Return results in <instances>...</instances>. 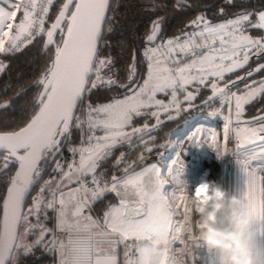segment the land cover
Returning a JSON list of instances; mask_svg holds the SVG:
<instances>
[{
	"label": "snow or ice",
	"instance_id": "obj_1",
	"mask_svg": "<svg viewBox=\"0 0 264 264\" xmlns=\"http://www.w3.org/2000/svg\"><path fill=\"white\" fill-rule=\"evenodd\" d=\"M176 2L178 7H183L185 0ZM233 2L226 0L229 4ZM57 4L59 9L55 19L46 27L51 10ZM109 6V0H0V54L21 51L37 37L45 36L43 52L52 53L49 63L35 81L39 94L33 102L34 114L11 129H0V181L7 182L6 196L0 203L3 216L0 264H11L13 253L33 236L36 239L27 244L29 249L44 244L45 247L51 246L52 250L67 249L72 264H100L101 257L105 256V243L115 241L118 245L117 236L127 239L131 227L147 219L150 205L145 204L148 193L146 177L154 175L160 182L153 196L163 199L173 216L185 207L183 197L176 194L181 192L185 181V162L181 157L189 149L203 148L205 143L221 157L228 151L229 144L236 143V163L243 177V187H237L236 193L250 214L251 230H258L259 238L264 240V186L260 189L259 201L256 193L257 171L264 172V115L244 122L243 127L239 123L244 106L257 95L264 94V81L246 84L243 94H239L237 87V81L264 71V65L248 71L245 76H238L236 80L225 79L226 73L248 64L253 53L264 55V36L246 35L251 29L264 30V10H242L220 24H213L201 15L186 26L192 31L182 29L180 36L161 40L159 44L156 41L160 39L164 18L154 19L144 37L147 78H141L143 83L137 82L134 52L127 82L120 83L119 77L112 78L114 61L111 56L101 58L102 50L108 47L105 29L112 30L107 16ZM158 9L159 5L152 0L151 10ZM220 14H224L223 8ZM21 15L22 19L16 23ZM4 67L0 64V71ZM194 83L204 87L211 84L212 95L203 104L212 107V101L219 99L220 107L207 116L194 112L185 122L184 130L177 135L175 145L166 149L171 155L161 153L158 161L145 163L132 176L126 171L124 177H113L106 182L110 183L106 189L108 192L119 195L121 186H131L135 192L122 199L118 206H111L102 220L86 216L84 219L88 223H82L79 219L89 206L87 194L92 192L95 200L105 191L99 188L101 181L96 175L95 162L89 164L82 158L79 165L70 163L65 171V165L57 161L54 171L58 178L45 181L40 191L31 196L41 177V164L58 154L73 128L82 130L87 124L88 131L105 133L97 139V144L114 145L129 136L150 131L147 127L125 131L142 110L157 109L152 113L158 121L153 128L159 126L161 112L180 110L177 93H184L186 86ZM113 87L124 91L123 98H113L112 102L95 107L89 104L86 113L81 111V115H77L86 94ZM233 87H237L236 92L232 91ZM199 91L197 87L196 93ZM158 93L170 94L172 99L164 104L156 99ZM195 98L192 92H187L184 97L189 102ZM10 106V103L0 104V109ZM225 107L229 109V115L223 133L218 136L216 131L205 126L204 121L220 119ZM184 111H193L191 104ZM233 118L238 122L235 126ZM138 138L143 139L142 136ZM185 144L188 145L186 149ZM250 145L258 146L259 152ZM72 151L75 153L76 149ZM146 151L151 153L153 149L146 148ZM140 158L143 159V155ZM254 160L262 162L259 169L253 167ZM181 164L184 166L178 167ZM50 213L55 214L56 219L52 228L48 227ZM58 233L65 239H61ZM107 259L115 264L111 255Z\"/></svg>",
	"mask_w": 264,
	"mask_h": 264
},
{
	"label": "trees",
	"instance_id": "obj_2",
	"mask_svg": "<svg viewBox=\"0 0 264 264\" xmlns=\"http://www.w3.org/2000/svg\"><path fill=\"white\" fill-rule=\"evenodd\" d=\"M176 0H155L159 5V9L155 12L151 10L152 0H109V9L107 11L108 22L112 28L111 32L105 29V40L108 42V47L104 48L101 53V58L111 56L114 63L111 66V72L114 74L113 79L119 77V82L123 83L128 74L127 66L132 63V53L135 52L137 58V68L139 80L142 78V73L145 69L144 49L146 47L143 39L147 33V25L149 19L153 17H163L162 32L160 39L166 40L169 38L181 35V30L186 29L190 21L195 20L198 16L204 15L213 24L226 22L234 13L242 10H264V0H234L233 3H226V0H185L184 9L174 10L173 2ZM57 4L50 13V19L57 11ZM224 9V14H220V9ZM46 24V26H47ZM186 30H192L187 28ZM250 35L257 36L262 32L258 29H251L248 32ZM42 37H37L36 40L26 47H22L21 51L15 53L0 54V64L4 65V69L0 71V104H9L10 107L0 109V129H11L21 121H27L33 114V102L38 94L39 89L35 85V81L40 77L41 72L48 64L51 52H41ZM107 72V69L105 70ZM264 72L260 71L254 77H258ZM107 78V77H106ZM252 78V77H251ZM95 79V77H93ZM208 90L200 89L194 101L203 99ZM122 93L119 87L112 89H96L91 94H86L83 102L79 105L77 115H81V111L86 112L87 105L104 104L118 97ZM216 103V102H215ZM212 108V107H211ZM210 107H199L190 112H183L180 116L174 119H166L165 114L159 121V126L153 128L152 119L149 118L146 122L150 127V131L145 133L142 143L137 136H130L127 140H120L113 145V148L101 155L97 160V173L100 181L103 184L119 175L121 170L129 164H133L138 160H145L154 154L161 147L163 140L170 130L176 128L180 121L193 112L205 114ZM214 108V107H213ZM264 113V94H260L254 101L244 106V111L241 116L250 117ZM144 116H140V121ZM158 122L155 124L157 125ZM88 128L84 129L73 128L70 137L64 141L63 146L58 151L53 162L49 165L44 164V169L41 172L39 181L32 189L31 196H35L45 181L53 178V169L51 168L56 161H64L70 157H74L75 149L81 140L87 137ZM139 134V133H137ZM136 134V135H137ZM140 137V136H139ZM146 148H152L153 151L148 153ZM143 155V159L140 157ZM119 161V163H117ZM42 165V164H41ZM47 170H45V166ZM12 171V170H11ZM100 173V174H99ZM112 175V176H111ZM109 178V179H108ZM6 180L0 181V203L3 191L6 185ZM29 197V202L31 201ZM93 200V199H92ZM91 200V201H92ZM115 202V196L112 192L104 191L100 194L99 199L89 202V211L97 218L102 217L106 207ZM48 227L52 228L56 224L55 214L50 213ZM35 236L30 237L27 243L19 247L11 258V264H59L61 253L59 249L52 250L51 246L45 247L44 244L29 249L28 243L34 242ZM51 239V237H49Z\"/></svg>",
	"mask_w": 264,
	"mask_h": 264
},
{
	"label": "built area",
	"instance_id": "obj_3",
	"mask_svg": "<svg viewBox=\"0 0 264 264\" xmlns=\"http://www.w3.org/2000/svg\"><path fill=\"white\" fill-rule=\"evenodd\" d=\"M20 19H22V15L19 16L16 23H19ZM220 107V103L217 108ZM216 108V109H217ZM223 115H221L220 119H208L204 121V124L206 127H210L213 131H216L218 136L223 133V127L225 123L226 117L229 115V109L225 107L223 109ZM233 117L235 116V113H232ZM206 116V115H205ZM183 120L178 128H176L175 131L170 133L167 138H165L162 142L161 147L152 155H154V160L149 162H155L158 161L161 156L156 155L158 151H162L163 153H166V155H171L172 153L170 151L166 152V149H170L172 146L175 145L176 137L177 135L184 130L186 127V121ZM253 120V119H252ZM251 121L248 119H243L241 117V120L239 121L241 127L244 126V122ZM233 125L235 126L238 122L233 118L232 121ZM253 127H258V125L253 124ZM230 144L227 146L229 148ZM185 149L188 147L187 144L183 146ZM250 147V146H249ZM252 147V146H251ZM209 148L214 152L215 150L208 147V144L205 143L203 145V148H192L189 149L186 153V155L181 157V160H184L185 162V174L184 179L185 181L181 185V192H177V197L182 196L183 200L185 201V207H181L179 212L172 216L171 220V227H170V234L168 238V250L163 258L162 264H219V256L218 251L208 248L199 238H198V230H197V224L199 221V217L195 212V204L193 200V191L196 187L197 183L195 182L194 175H202V164L207 163V165L210 167V162H213L215 164L214 159H206L205 157L211 153H207V149ZM232 148L236 150V143H232ZM208 152H211V151ZM233 150V151H234ZM259 152V149L258 151ZM217 155V153H215ZM212 155V154H211ZM218 158V166H217V174L219 175L220 182H217L215 185L219 186L224 183L226 184V217L228 215L229 211V202L232 199L238 200L239 203L234 206L235 210L243 214L247 212V209L245 208L242 200L237 196L236 189L237 187L242 188L243 187V177L241 173L239 172L238 165L236 163V169L233 167V165L230 164V153L227 151L224 154V164L220 168V156L217 155ZM173 158H175L173 156ZM260 160H254L253 161V167H256L259 169L261 165ZM184 165H178V167H183ZM211 168V167H210ZM225 177V179H223ZM264 172L257 171V184H256V193H257V200L259 201V194L260 189L264 184ZM158 181V186H159ZM158 189V188H157ZM160 198V197H159ZM170 198V197H169ZM161 199V198H160ZM161 201L165 204L164 200L161 199ZM166 205V204H165ZM167 206V205H166ZM175 211V205L172 206V212ZM224 214L219 215V222L217 223L216 227H218V224H221V221L224 220L225 227L224 228H231V225L227 222L226 218L223 216ZM225 218V219H221ZM251 223L250 221L249 225L247 226L244 234L243 239L247 243L252 257L253 264H264V240H261L259 238L258 230L256 232H253L251 230ZM221 227V226H220ZM219 227V228H220ZM182 241V243H181ZM64 253L61 257L60 263L62 264H72V258L70 257L68 250L63 249Z\"/></svg>",
	"mask_w": 264,
	"mask_h": 264
},
{
	"label": "rangeland",
	"instance_id": "obj_4",
	"mask_svg": "<svg viewBox=\"0 0 264 264\" xmlns=\"http://www.w3.org/2000/svg\"><path fill=\"white\" fill-rule=\"evenodd\" d=\"M220 24V23H219ZM187 31H192V30H187ZM262 33L261 34H259V35H257V36H255V37H257V38H259V37H261V36H264V30H260ZM178 36H180V35H178ZM252 36V35H251ZM169 39H172V38H169ZM169 39H166V40H164V41H167V40H169ZM160 42L159 41H157L156 42V44H159ZM144 53V52H143ZM242 56H243V54H241V59H242ZM144 60H145V63H146V65H145V69H144V71H143V73H142V78H147V61H146V58H145V56H144ZM249 61H252V63H256V62H258V61H262V62H264V55H257V54H255V53H253V55H252V58L249 60ZM190 62V61H189ZM261 62V63H262ZM260 64V63H259ZM258 65V64H257ZM249 70V69H248ZM262 72V71H261ZM264 72V71H263ZM234 73V72H233ZM257 73L258 72H255L251 77H248L246 80H244V81H239V82H237V87L239 88V94H243L244 93V91L246 90V88H245V85L246 84H251V83H253V81H256V82H261V81H264V74H261L260 76H258V77H254L255 75H257ZM230 74V73H229ZM227 75V74H226ZM239 76V75H238ZM238 76H236V77H238ZM236 77H233V78H236ZM233 78H231V79H229L228 81H231ZM139 83H143V79H140L139 80ZM222 86V85H221ZM197 87H199L200 89H203V90H208L207 91V93L204 95V97L206 96V95H208L209 94V92L212 90V86H211V84H208V86L207 87H204V86H199V85H197V84H192V85H188V86H186V88H187V91H185L184 93H177V99L181 102V107L183 106V105H188V104H192V103H197V102H200L201 100H203V99H201V100H197V101H191V102H189V101H185V99H184V97H185V95H187V92H192L193 94H195V96H197V94L198 93H196V89H197ZM237 87H233L232 88V91L233 92H236L237 91ZM257 87H259V83H257ZM125 95V93H124V91L118 96V97H116V98H123V96ZM260 96V94L259 95H257L252 101H254L256 98H258ZM203 97V98H204ZM156 99H158V100H160V101H162L164 104H168L169 103V101L172 99V96L169 94V95H165L164 93H158L157 94V97H156ZM113 100V99H112ZM112 100L111 101H109V102H107V103H104V104H99V105H105V104H108V103H110V102H112ZM251 101V102H252ZM216 102V103H215ZM219 103H220V100L219 99H217V100H214V101H212V108L210 109V110H207V112L204 114V115H208V113H210V112H212V111H214L217 107H218V105H219ZM96 106H98V104L96 105ZM203 107L204 106V104L202 103L199 107ZM95 107V106H94ZM199 107H196V108H194V109H197V108H199ZM205 107V106H204ZM214 107V108H213ZM156 108L155 107H153V108H151V109H149V110H142V114L141 115H139V116H136L134 119H138L140 116H144V119L143 120H141L140 122L141 123H139V124H136V123H138V121H135V120H133V123H132V125L130 126V127H127L126 129H125V131L126 130H129V129H132L133 127H135V126H138V125H140V124H146V122H147V120L149 119V118H151L153 115H152V113L154 112V110H155ZM224 111V110H223ZM86 112H87V109H86ZM85 112V113H86ZM183 112H187V111H184L182 108L180 109V110H173V111H171V112H169V114L167 115V117H166V119H174V118H177L178 116H180ZM188 112H190V111H188ZM196 114H199L198 112H195ZM194 114V112L193 113H191L190 115H188V116H186V117H184L181 121H180V123H179V125L176 127V128H178L179 126H180V124H181V122L183 121V120H187V119H189V117H191L192 115ZM223 115V114H222ZM260 115H264V113L263 114H260ZM260 115H254V116H250V117H243V116H241L243 119H248V120H251L252 121V119L253 118H255V117H257V116H260ZM170 117H172V118H170ZM84 119L86 120V116L84 117ZM85 126H86V128H88L87 127V124H85ZM176 128H174V129H172V130H170L169 131V133L166 135V137L165 138H167L168 137V135L170 134V133H172L173 131H175L176 130ZM144 134L145 133H143V132H141V133H139V134H137V135H135V136H137V138L139 137V136H144ZM101 135H105V133L103 132V131H88V134H87V137L84 139V140H81L80 142H79V144L77 145V146H75L76 148V151H75V154H74V157H70L69 159H67L66 160V162H64V161H59L60 163H62L63 165H65V168H64V170L66 171L67 170V165L68 164H70V163H73V162H75L77 165H79L80 163H81V160H82V158L85 160V161H88L89 162V164L90 163H92V162H97V160L101 157V155H103L104 153H107V152H109L112 148H113V145H111V146H105L104 144H97V139H98V137L97 136H101ZM130 137V136H129ZM129 137H127V138H125L124 140H128L129 139ZM143 140L144 141H146V139L145 138H143L142 140H140L139 141V143H142L143 142ZM250 147H251V145H250ZM252 147H254L255 148V151H258V149H259V147L258 146H252ZM234 149L232 148V143L230 144V146H229V148H228V152L230 153V155H231V157H230V164L231 165H233V167L236 169V160H237V152H236V150H234ZM222 157H224V155L222 156ZM140 161H142V160H138L137 161V163L138 162H140ZM56 163H57V161H56ZM56 163L55 164H53L52 165V171H53V178H58V173L57 172H55L54 171V169H55V167H56ZM97 165V164H96ZM129 165H131V164H129ZM129 165H127V167L125 166V168H123L122 169V171H126L127 170V168L129 167ZM97 171H98V169L96 170V175H98V173H97ZM100 174V173H99ZM121 174H123L122 172H120L119 173V175H121ZM118 175V176H119ZM112 176V175H111ZM117 177V176H116ZM109 179V178H108ZM223 179H225V177H223ZM91 181V177H89V182ZM107 182H110L109 180L107 181ZM224 183H222L221 185H220V188H222L224 191H225V193H226V184H225V181H223ZM105 186H109L110 185V183H106V184H104ZM157 187H158V182H157ZM106 191V190H105ZM103 193V192H102ZM101 193V194H102ZM112 194L114 195V192H112ZM93 198L91 197V199H90V201L89 202H92L93 200H92ZM92 200V201H91ZM109 207V205L106 207V209ZM226 199H225V201H224V207L217 213V216H218V218H219V215L222 213V214H224L223 216L226 218V214H225V212H226ZM85 210H87V213L85 212V216H90V217H92V219L93 220H95V219H97V217L96 216H94L90 211H89V207L88 208H86ZM225 218H222L221 217V219H225ZM169 220H170V225H171V220H172V218L171 217H169ZM219 226H218V228L220 227V228H224L225 227V224H224V220L223 221H221V224H218ZM171 227V226H170ZM58 235H61V234H59L58 233ZM61 239H65V237L63 236V235H61ZM117 239L119 240V244L116 246V248H115V251H116V254H117V257L119 258V263L118 264H126L125 263V254L127 253L126 251V249H125V239H124V237L123 236H117ZM116 243V242H115ZM59 249V248H58ZM59 253H61V256H60V258L59 259H61V257H62V255H63V253H64V251L63 250H61V249H59ZM218 256L220 257V253H218ZM164 258V257H163ZM136 261H133L134 263H136V264H138V259H135ZM162 261H163V259H162ZM162 261H161V264H162ZM59 262H60V260H59ZM150 263V262H149ZM59 264H62V263H59Z\"/></svg>",
	"mask_w": 264,
	"mask_h": 264
},
{
	"label": "crops",
	"instance_id": "obj_5",
	"mask_svg": "<svg viewBox=\"0 0 264 264\" xmlns=\"http://www.w3.org/2000/svg\"><path fill=\"white\" fill-rule=\"evenodd\" d=\"M144 164L145 162L142 160L138 163L135 162L129 165L126 170L128 175L132 176L133 173L138 172ZM126 171L124 172L121 170L123 174L117 177H124ZM112 179L113 178L109 179V181ZM157 182L158 180H156L154 175H150L145 179V186L148 190V193L145 196V204L150 205L149 215L147 219L139 225H133L130 229L131 233H129L128 238L125 239V249L127 250V253L125 254L126 264H136L133 262L136 261L135 259H138V264H161L163 257L167 253L168 238L170 234L169 217L172 218V216L168 211V207L161 201L159 196H153V193H155L158 188ZM108 187H110V185L105 186L102 181L100 182L99 188L106 190ZM134 192L135 189L131 186H121L119 195L114 192L115 202L110 204L105 210L101 220L105 213L110 210L111 206H118L122 199L131 197ZM87 195L88 200L90 201L91 197L93 198L92 192H89ZM85 212L87 213V210H85ZM85 212L84 215L79 218L82 223H88V221H85L84 219L86 217ZM116 246L115 241L103 245L105 256L101 257L100 264H112V262L107 259L108 255H111V257L114 258L115 264L119 263V258L115 251Z\"/></svg>",
	"mask_w": 264,
	"mask_h": 264
},
{
	"label": "clouds",
	"instance_id": "obj_6",
	"mask_svg": "<svg viewBox=\"0 0 264 264\" xmlns=\"http://www.w3.org/2000/svg\"><path fill=\"white\" fill-rule=\"evenodd\" d=\"M192 196L195 212L199 217L198 238L208 248L220 253L219 264H253L250 249L243 239L251 221L248 211L238 213L234 206L239 201L230 200L226 220L231 228H218L217 213L224 207L225 191L216 186L214 181L202 178L194 188Z\"/></svg>",
	"mask_w": 264,
	"mask_h": 264
},
{
	"label": "water",
	"instance_id": "obj_7",
	"mask_svg": "<svg viewBox=\"0 0 264 264\" xmlns=\"http://www.w3.org/2000/svg\"><path fill=\"white\" fill-rule=\"evenodd\" d=\"M58 9H59V7H58ZM58 9H57V11L55 12V14L58 12ZM55 14L53 15V17H52V19L50 20V22L47 24V26L46 27H49L50 25H51V23L53 22V20L55 19ZM46 39V36L45 37H42V40H41V52H43V41ZM53 51H54V49H53ZM52 55V54H51ZM132 56H133V53H132ZM252 58V56L249 58V60ZM50 61V60H49ZM49 63V62H48ZM259 65H264V62H262V63H260V64H258V65H255L254 67H252V68H250L249 70H247V71H245L244 73H242V74H240L239 76H245L246 75V73L248 72V71H250V70H252V69H254V68H256V67H258ZM227 66V65H226ZM240 69V68H239ZM239 69H237V70H239ZM236 70V71H237ZM236 71H234V72H236ZM233 73V72H232ZM255 73V72H254ZM253 73V74H254ZM226 74H229V73H226ZM225 74V75H226ZM237 79V77L236 78H233L232 80H236ZM237 82H239V81H237ZM38 94H39V91H38ZM38 94H37V96H38ZM212 95V90L209 92V94L208 95H206L204 98H203V100H201L200 102H197V103H195V104H191V106H192V108H196V107H199L209 96H211ZM36 96V97H37ZM189 105L190 104H188V105H183L181 108L184 110V109H188L189 108ZM170 110H175V109H170ZM162 113V112H161ZM34 114V113H33ZM32 114V115H33ZM31 115V116H32ZM31 116L29 117V119L31 118ZM145 126H143V125H139V126H135V127H133V128H144ZM132 128V129H133ZM132 129H129V130H126L127 132H131L132 131ZM102 136H104V135H101V136H98V138L99 137H102ZM60 150V149H59ZM161 153H163L162 151H158L157 153H156V155H158V156H161ZM53 160V158L52 157H50L49 158V160H48V163H50L51 161ZM154 160V155H151V156H149L148 158H146L145 160H144V162L145 163H147V162H149V161H153ZM14 171H15V168H13L12 169V173L14 174ZM6 192H7V183H6V185H5V188H4V191H3V195H2V199H1V203H2V201H3V198L6 196ZM2 227H3V216H2V214H0V229H2Z\"/></svg>",
	"mask_w": 264,
	"mask_h": 264
},
{
	"label": "flooded vegetation",
	"instance_id": "obj_8",
	"mask_svg": "<svg viewBox=\"0 0 264 264\" xmlns=\"http://www.w3.org/2000/svg\"><path fill=\"white\" fill-rule=\"evenodd\" d=\"M172 5H174V10H178V9H184L185 7L183 6V7H178L177 6V2L175 1V2H173L172 3ZM158 17H151L150 19H149V22H148V25H147V31L150 29V27H151V22L154 20V19H157ZM161 32H162V30H161ZM161 32H160V35H161ZM246 35H250L249 33H246ZM253 36V35H252ZM254 38H257V37H255V36H253ZM159 40V39H158ZM157 40V41H158ZM143 41H144V39H143ZM156 41V42H157ZM262 61H258V62H256V63H252V61H249L248 62V64H246L244 67H242V68H240L239 70H237L236 72H234V73H230V74H227V75H225V79L226 80H229V79H231V78H233V77H236V76H238V75H240V74H242V73H244L245 71H247L248 69H250V68H252V67H254L255 65H257V64H259V63H261ZM128 68H129V66H127V70H128ZM127 76H128V74H127ZM127 76H126V78L124 79V81H123V83H126L127 82ZM139 74L137 73V82H139ZM121 89V88H120ZM122 92H123V90H122ZM192 104H195V103H192ZM194 109V108H193ZM155 111H157V109H155L154 110V112ZM171 111H173V110H169V112H171ZM188 112V111H187ZM165 114H167V113H164V112H162V113H160V117H159V121L161 120V118L165 115ZM151 119H152V124L151 125H155L158 121H157V119H156V117H154V116H152L151 117ZM140 125H143V126H145V127H147V128H149L150 126L149 125H147V124H140ZM139 126V125H138ZM144 127V128H145ZM143 129V128H142ZM98 137V136H97ZM55 158V157H54ZM54 158H53V160H54ZM53 160L50 162V163H48L47 162V164H51L52 162H53ZM46 168H45V170H47V165L45 166ZM41 169L43 170L44 169V164H42L41 165ZM42 172V171H41Z\"/></svg>",
	"mask_w": 264,
	"mask_h": 264
},
{
	"label": "bare ground",
	"instance_id": "obj_9",
	"mask_svg": "<svg viewBox=\"0 0 264 264\" xmlns=\"http://www.w3.org/2000/svg\"><path fill=\"white\" fill-rule=\"evenodd\" d=\"M207 149V153H211V154H209V155H207L205 158L206 159H209V160H211V159H214L215 160V164L213 163V162H210V167L207 165V163L205 162V163H203L202 164V175H194V177L196 178L195 179V182L198 184V183H200L201 182V179L202 178H205V179H208V180H211V181H214L215 182V184L217 183V182H220V178H219V175L217 174V166H218V158L219 157H217V155L215 154L216 152L214 151V152H212V150H210L209 148H206ZM211 151V152H208V151ZM219 162H220V168H221V166L224 164V162H225V160H224V157H221L220 156V160H219ZM218 169H219V166H218Z\"/></svg>",
	"mask_w": 264,
	"mask_h": 264
}]
</instances>
